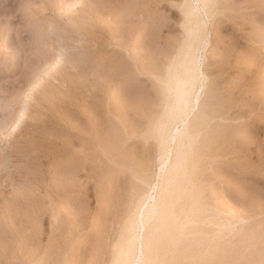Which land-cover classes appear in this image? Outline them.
Here are the masks:
<instances>
[{
	"label": "rangeland",
	"instance_id": "1",
	"mask_svg": "<svg viewBox=\"0 0 264 264\" xmlns=\"http://www.w3.org/2000/svg\"><path fill=\"white\" fill-rule=\"evenodd\" d=\"M190 1L0 0V264H122L161 190L148 264H264V0H201L198 136L159 171Z\"/></svg>",
	"mask_w": 264,
	"mask_h": 264
},
{
	"label": "bare ground",
	"instance_id": "2",
	"mask_svg": "<svg viewBox=\"0 0 264 264\" xmlns=\"http://www.w3.org/2000/svg\"><path fill=\"white\" fill-rule=\"evenodd\" d=\"M201 2H202L201 0H191L190 1L189 15L196 22V25H197V34H195L196 39L194 37V39L196 40V44L190 45L191 50L187 51L186 56H185L184 76L177 82L176 87L174 88L176 104L174 106H171L169 109V113L171 114L170 115L171 119L169 118L170 121L168 122L169 124L166 122L167 123L166 125L165 124L160 125L159 130H158L159 133L157 132L159 134V138L158 137L157 138H158V153L160 156L159 157L160 158L159 171L161 174L162 173L165 174V172L170 171L171 167L173 169L175 168L176 170V167L178 168V166H180V163H181L180 161H182L180 160L181 158H179L180 153H178L177 150L176 152H174L175 154L173 155L174 149L173 147L171 148V145L177 148L178 145L176 144H178L180 139H182L184 136L189 137L190 144L192 145L198 136L196 129L190 128L189 130H186V125L189 122V120L193 117V113L195 109L198 107L199 95L201 91H203L204 82L206 79L202 71V65H204L203 59H202V53L204 52L205 48L208 46V40H207V35L205 34L202 35L200 33L206 29V20L201 15V12H205L204 7L202 6ZM201 35L203 38H201ZM177 119L178 120L180 119L182 123L183 129L181 130L178 128L171 127L172 123H174V121H176ZM172 157L174 158L172 159ZM172 168H171V171H172ZM175 170L173 171L175 172ZM171 171L168 172L167 174L168 177L169 175L171 176V173L173 172ZM154 187L156 188V186ZM166 192H168V190ZM163 198H164V192H162L161 190L157 199L152 198L153 203L151 205L149 206L145 205L146 206L144 208L145 210L144 212L142 211L140 213V215L138 216L139 220L135 223V225L131 224V228L132 229L135 228L137 231L133 233V235L127 241L126 244L128 245H126V247L122 246V248H120L118 258L121 260L122 264H146V263L148 264V262L150 261L149 257L146 256L148 253L147 249L149 246L148 244L149 241L144 239V236H143L145 233L144 231L146 229L145 222L147 221L148 218L154 216V214L157 213L160 205L162 204ZM146 199L148 198L146 197ZM163 230H165V228H163ZM151 255H153V253Z\"/></svg>",
	"mask_w": 264,
	"mask_h": 264
}]
</instances>
